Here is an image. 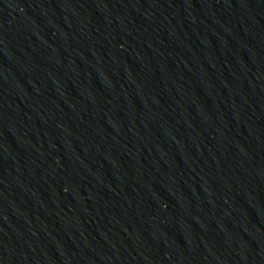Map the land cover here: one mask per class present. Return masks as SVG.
Returning <instances> with one entry per match:
<instances>
[{
  "label": "water",
  "instance_id": "95a60500",
  "mask_svg": "<svg viewBox=\"0 0 264 264\" xmlns=\"http://www.w3.org/2000/svg\"><path fill=\"white\" fill-rule=\"evenodd\" d=\"M0 264H264V0H0Z\"/></svg>",
  "mask_w": 264,
  "mask_h": 264
}]
</instances>
